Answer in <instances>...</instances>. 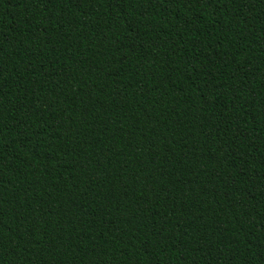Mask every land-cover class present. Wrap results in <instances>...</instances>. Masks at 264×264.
<instances>
[{"label": "trees", "instance_id": "trees-1", "mask_svg": "<svg viewBox=\"0 0 264 264\" xmlns=\"http://www.w3.org/2000/svg\"><path fill=\"white\" fill-rule=\"evenodd\" d=\"M0 264H264V0H0Z\"/></svg>", "mask_w": 264, "mask_h": 264}]
</instances>
